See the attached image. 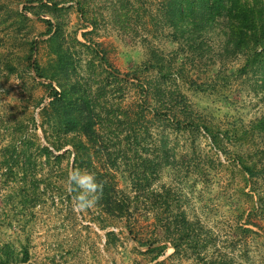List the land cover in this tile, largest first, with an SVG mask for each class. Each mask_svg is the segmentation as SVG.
<instances>
[{
	"label": "rangeland",
	"instance_id": "374dc122",
	"mask_svg": "<svg viewBox=\"0 0 264 264\" xmlns=\"http://www.w3.org/2000/svg\"><path fill=\"white\" fill-rule=\"evenodd\" d=\"M160 1L66 0L61 5L66 8L61 15L65 35L83 41L81 34L87 32V38L100 45L115 69L124 76L130 74V81L124 83V98L116 84L109 87L108 107L114 108L117 115L141 110L144 91L133 84L138 78L146 87L178 91L193 115L223 134L235 122L242 128L260 118L264 114V89L260 79L252 75L240 77L237 70L244 59L222 60L217 56L218 44L212 42L214 49L202 59L197 57L193 64L181 51L183 46L173 40L171 31L162 26L157 29L151 19L158 14ZM27 2L0 0V247L10 245L15 250L16 260L10 264H153V255L147 253L149 247L145 244L154 240L155 217L148 213L146 204L139 206L131 221L133 234L124 222L106 219L96 204L83 211L75 210L68 173L84 170L73 164L70 146L57 152L46 141L45 132L51 135V131L43 125L41 114L51 100L50 81L39 78L22 59L29 51L28 42L36 40L33 61L38 60L42 67L48 65L50 50L45 40L49 36L45 35L48 27L44 20L52 17L33 15L26 10ZM80 4L86 6L85 15ZM123 5L132 21L127 33L116 26L114 13ZM19 12H26L30 19L16 23ZM91 21L97 24L94 31L87 26ZM153 51L166 62L174 61L173 76L163 77L151 67ZM74 52L83 75L89 78L87 63L92 60L91 52L80 46ZM6 57L14 59L16 70L8 65ZM181 64L185 66V77L177 76ZM225 77H231L228 83L224 82ZM97 80L98 77L93 78V85ZM201 86L204 89H199ZM162 103L148 99L146 118L141 124L149 127L151 133L141 138V144L122 146L118 139L107 142L120 155L116 178L120 189L134 195L142 185V197L148 188L168 190L172 208H181L188 220L203 229L202 259L185 245L180 254L174 255L170 241L158 235L160 245L166 244L167 249L154 264H264V181L260 183L261 203L248 196L250 188L235 160L236 154L246 151L226 137H221L220 146L215 147L203 128L194 129L188 123L178 127ZM111 131L112 135L119 133ZM124 137L122 142H127ZM24 141L34 143L31 152L38 166L32 176L40 182L39 194L26 203L18 197L24 181L22 165L10 170L4 163L6 148L17 142L21 155ZM43 147L50 148L52 154L39 151ZM164 149L171 156L169 164L163 159ZM136 158L158 164L150 181L145 179L144 169L135 167ZM247 228L251 231L247 232ZM108 233H113V237Z\"/></svg>",
	"mask_w": 264,
	"mask_h": 264
},
{
	"label": "trees",
	"instance_id": "16d2710c",
	"mask_svg": "<svg viewBox=\"0 0 264 264\" xmlns=\"http://www.w3.org/2000/svg\"><path fill=\"white\" fill-rule=\"evenodd\" d=\"M27 3L29 5L26 10L31 11L33 15L46 14L52 17L43 19L48 27L45 35L49 36L45 40L50 50L48 65L42 67L38 60L33 61L34 52L38 47L36 40L28 42L29 51L25 52L22 58L27 60L28 66L39 78L50 81L48 87L51 100L41 114L43 125H47L51 131V135L45 132V139L50 147L59 152L70 146L73 164L84 171L95 173L97 181L103 183L102 193L95 203L96 207L109 221L124 222L130 234H133L131 221L135 213L141 204H146L148 213H153L155 217L152 235L154 240H149L145 244L149 247L147 253L153 255L151 263L154 264L167 249L166 244L160 245L158 235L170 241L174 255L180 254L185 245V248L193 250L202 259L200 247L205 246L201 241L203 229L199 224L188 220L181 208H172L171 194L168 190L148 188L142 197L140 192L142 185L136 188L134 195L119 188L116 178L120 171L118 167L120 155L108 146V139H118L122 146L123 143L128 146L141 144V138L151 133L149 127H143L141 124L146 118L144 110L148 99L163 102L171 114V122L178 127L188 123L194 129L203 128L211 136L215 147L220 146L221 137H226L246 151L244 154H236L235 160L250 188L248 196L262 203L260 183L264 181V114L254 119L249 126L242 128L235 122L223 134L203 124L201 117L193 115L185 97L178 91H163L159 86L146 87L144 82L134 78L133 84L144 91L145 102L141 103V110L137 108L134 114L124 112L117 115L114 108L108 107L109 87L112 83L116 84L121 98H124L123 87L124 83L130 81V74L124 76L115 69L105 53L100 50V45L87 38V32L81 34L83 41L78 37L71 38L65 35L61 15L66 8L61 5H64L66 0L45 2L28 0ZM33 3L37 5H32ZM79 9L82 14H86V6L80 4ZM114 13L116 26L126 33L131 31L132 21L128 18L129 11L126 10V6L115 9ZM157 13L151 18L156 28L162 26L169 29L173 40L183 46L180 48L181 51L193 64L197 57L202 59L214 49L212 42L217 43L218 57L222 60L243 58L244 63L237 70L240 77L249 78L252 75L260 79L264 89V0H161ZM18 17L16 23H25L30 19L26 12H19ZM89 25L93 27V31L96 30V22L91 21L87 24ZM78 46L92 54V60L87 63L89 78L83 75L81 62L76 59L74 50ZM6 60L12 70H16L13 66L14 59L6 57ZM149 64L158 74H162L161 76L167 78L173 76L171 72L174 69V61L166 62L156 51L151 52ZM181 65L177 68V71L179 70L177 76L185 77V66ZM136 73L138 72L135 71ZM94 77L99 78L96 86L92 83ZM230 78L225 77L223 80L228 83ZM199 89L204 88L201 86ZM179 115H182L184 120L181 121ZM111 129L119 133L112 135ZM122 135H125L124 139L127 142H122ZM33 145L32 142L24 141L21 155H18L17 142H13L5 150L4 163L10 170L15 165H22L20 166L24 181L18 197L24 203L36 198L40 189V182L32 176V170L38 166L36 157L31 152ZM39 151L52 154L48 147H43ZM162 151L165 154L163 159L166 163H171L168 150ZM59 158L61 156H56V159ZM134 162L136 168L144 169L147 181H150L158 171V164L153 160L136 158ZM251 211L254 212L255 209ZM250 212L246 215L247 219L250 218ZM247 221L250 223V219ZM246 231L251 230L247 228ZM108 234L113 237V233ZM24 257L28 258L27 251L24 252ZM12 260H16L15 250L10 245L1 246L0 264H10Z\"/></svg>",
	"mask_w": 264,
	"mask_h": 264
},
{
	"label": "clouds",
	"instance_id": "9594fccd",
	"mask_svg": "<svg viewBox=\"0 0 264 264\" xmlns=\"http://www.w3.org/2000/svg\"><path fill=\"white\" fill-rule=\"evenodd\" d=\"M70 193H73L74 207L77 211L91 208L98 201L103 183L98 182L95 173L73 169L68 173Z\"/></svg>",
	"mask_w": 264,
	"mask_h": 264
}]
</instances>
